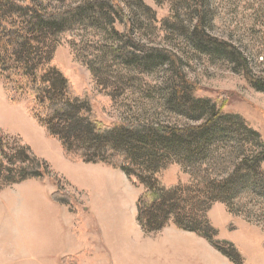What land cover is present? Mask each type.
<instances>
[{"label":"rangeland","instance_id":"rangeland-1","mask_svg":"<svg viewBox=\"0 0 264 264\" xmlns=\"http://www.w3.org/2000/svg\"><path fill=\"white\" fill-rule=\"evenodd\" d=\"M37 1L48 10L56 11L83 0ZM117 1L132 20L135 39L176 55L183 74L195 83L197 92L185 107L171 104L168 83L174 78L171 65L163 63L153 68H140L129 66L117 58L113 50L120 45L124 32L118 21L114 26L108 21H99L92 26L76 24L57 36L54 62L70 80L75 92L90 100L95 119L105 126L134 123L185 128L201 123L202 117H206V110H202L201 104L194 105L195 102L215 100L227 114L239 116L240 120H237L243 121L247 129L260 136V141H247L243 134L245 131L239 126H232L227 128V132L232 130L231 134L227 133L199 158L203 160V165L201 161L184 164L181 158H170L167 167L160 173V180L167 187L188 183L193 175L202 172H206L208 177L226 178L235 170L240 159L250 154V150L257 154L264 152V90L257 89L248 80L250 78L264 87V0ZM201 16L207 35L231 45L241 62L226 53L200 49L194 33ZM31 108L27 101L9 102L0 81V134L26 142L19 134L9 133L13 130L26 131L35 151L53 163L51 166L41 158L49 164L53 174L45 182H49L56 191L54 178H57L64 192L75 199L73 205L76 211L72 213L78 215L82 211L78 222L84 232L86 250L77 256L64 258L68 261L63 264H163L164 259H157L156 252L143 253L139 247L147 241L164 239L167 229L175 223L171 221L157 233L146 234L143 231L137 211V201L145 190L143 185L120 169L92 164L117 172L123 180L114 178V186L119 187L121 192L116 191L113 197L104 196L110 206L106 207L105 214L102 213L105 210H102L103 195H99L98 190L79 189L67 177L53 170V167L64 169L57 164L58 152L63 151L62 145L38 125ZM32 121L39 130L46 132L47 141L36 130L28 129ZM260 144L262 148L258 147ZM254 169L252 181L247 180L244 186H239L230 208L218 202L207 213L221 247L230 251L227 243H232L241 254L243 264H264V164ZM18 185L5 187L0 192ZM115 187L112 188L116 190ZM62 206L71 212L69 206ZM89 208L96 213L91 211L89 214ZM80 221L83 223L80 224ZM192 250L198 251V246ZM140 251L142 254L154 253L155 257H140ZM230 252L236 255L234 250ZM220 255V260L228 259ZM212 259L214 263L218 261ZM227 264L234 263L228 259Z\"/></svg>","mask_w":264,"mask_h":264},{"label":"trees","instance_id":"trees-1","mask_svg":"<svg viewBox=\"0 0 264 264\" xmlns=\"http://www.w3.org/2000/svg\"><path fill=\"white\" fill-rule=\"evenodd\" d=\"M99 21H108L111 26L118 21L124 28L120 45L113 50L117 58L140 68L171 65L174 78L168 82L169 102L178 107L190 102L197 87L183 74L177 56L136 40L132 20L117 0H83L56 11L48 10L37 0H0V81L8 101L29 102L33 118L50 137L59 140L71 162L103 164L135 177L145 189L137 201V211L138 222L146 234L160 232L173 221L180 230L205 239L232 263L243 264L232 243L227 244L236 255L221 247L207 213L218 202L230 208L239 186H244L247 180L251 182L254 168L264 164V152L257 154L250 150L226 178L208 177L202 172L193 175L188 183L167 187L161 182L160 173L174 157L181 158L184 164L202 163L199 158L227 133H232L227 132L228 127L242 128L247 141H260V136L247 129L239 116L227 114L215 100L195 102L194 105L201 104L202 110H206V117H202L201 123L185 128L99 123L90 100L75 92L54 62L60 33L76 24L92 26ZM204 28L201 16L194 33L200 49L226 53L242 61L231 45L208 36ZM248 80L264 90L261 84ZM258 147L262 148V144ZM51 177L49 164L29 145L20 138L0 134V190L30 180L45 182ZM54 181L57 190L52 194L53 201L75 212V199L64 192L57 178ZM62 261L67 263L68 259Z\"/></svg>","mask_w":264,"mask_h":264},{"label":"crops","instance_id":"crops-1","mask_svg":"<svg viewBox=\"0 0 264 264\" xmlns=\"http://www.w3.org/2000/svg\"><path fill=\"white\" fill-rule=\"evenodd\" d=\"M28 129L36 130L47 141L46 132L39 130L35 122L32 121ZM9 133L22 136L25 143L52 166L53 163L48 157L35 151L26 131L13 130ZM57 157V164L64 166V169L53 167V170L67 177L79 189L98 190V194L103 195L102 210H105L102 213L105 214L104 211L110 203L104 196L107 194L113 197L116 191L121 192L119 187L114 186V178L121 176L102 165L72 164L63 151L58 152ZM54 192L55 188L49 182L34 180L0 192V264H63L62 259L77 256L86 250L84 232L79 228L78 222L82 211L75 215L67 207L53 201ZM90 209H87L89 214L93 211ZM167 230L164 239L141 243L140 250L143 253L156 252L157 259H164L163 264H227L228 259L220 260V253L205 239L184 232L175 225ZM193 244L198 246V251L192 250L195 247ZM142 252L140 257L145 259L155 257L154 253ZM212 258L218 261L214 263Z\"/></svg>","mask_w":264,"mask_h":264}]
</instances>
